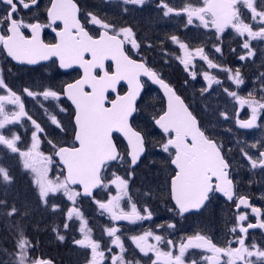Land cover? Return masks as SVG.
<instances>
[{
  "label": "snow or ice",
  "instance_id": "6c2138e0",
  "mask_svg": "<svg viewBox=\"0 0 264 264\" xmlns=\"http://www.w3.org/2000/svg\"><path fill=\"white\" fill-rule=\"evenodd\" d=\"M104 3L118 4L119 14L125 16L143 10L148 0H104ZM0 5H3L0 10V52L5 56L4 64L9 63L8 58L16 64L27 65L52 60L59 69L74 66L82 69V75L72 82L59 87L42 82L37 86L41 91L23 87L18 94L7 82L6 73H11L12 68L0 65V93H3L0 94V146L7 153L18 156L22 168L31 174V196L34 197L32 200L28 192L20 191L11 195L7 191L0 194V222L15 238L14 251L8 253L10 261L4 264H53L51 259L29 255L35 252L36 246L25 234L24 221L37 209L63 213L62 227L52 228L59 242L66 240L62 232L71 229L70 222L74 219L80 221V238H73L72 244L78 249L89 250L85 264H141V259H136L135 250L131 253L132 259H126L128 249L121 238V228L116 226L119 221L136 224L153 219V211L148 205L138 207L129 195L130 182L135 179L136 169L152 144L148 134L136 125L144 103L141 76L159 85L164 93V106L150 120L162 130L163 138L157 143L160 151L168 156L165 166L170 171L158 185L167 192L166 200L171 204L168 211L173 218H185L202 212L214 198H224L232 205L233 214L226 221V228L228 223L232 224L227 233L233 238L227 240L225 246H218L213 239L198 231L182 238L177 245L174 240L149 229L128 239L151 264H264V241L258 243L254 237H249L250 230H264V207L256 206L250 194L239 191V181L234 176V149L226 147L211 126L215 119L217 123L232 122L239 129H264V123L259 122L264 121V87L259 89V95L254 89L246 97L241 96L238 91L223 87L225 81L210 71H198L195 64L199 58L208 69L224 73L226 80L239 89L244 84L240 68L215 63L206 48L211 45L210 51L223 57V34L230 28L239 38L238 47L230 48V52H239L237 59L241 62L253 63L259 54L264 65V49L253 47V41H264V0H195L181 8L172 6L169 0H158L156 4L162 12V19L181 17L186 30L213 31L214 43L207 38L201 40L198 35L186 40L177 35L165 39L178 45L182 55L176 59L191 80L203 77L205 85L199 90L201 100L210 101L216 91L214 85L220 86L223 93L235 102L234 118L227 109L221 111L219 105L210 107L209 103H204L203 114L194 111L176 88L158 71L148 67L147 57L140 52L156 45L147 36L138 39L134 25L118 27L119 20L110 19L100 11L84 10L82 13L77 0H48L44 10L46 23L40 20L43 13L39 12V0H0ZM33 9L37 11L32 12ZM25 11L32 14L22 15ZM89 26L97 27L98 32L95 35L90 33ZM44 29L55 33L53 42L42 39ZM197 42L200 46H196ZM107 61L112 62L111 67H106ZM258 79L264 85V72ZM122 82L126 84L123 91ZM184 84L187 86L188 80ZM23 96H42L46 101H57L54 114L45 108V115L50 124L65 135L70 125L71 141L49 139L45 130L49 123L44 122L42 126L33 119L25 110ZM62 99L69 102L68 107L59 103ZM9 105L13 110L9 111ZM245 107L250 110V115L242 120L239 118L240 109ZM61 114L68 116L67 123L58 119ZM25 120L31 125V142L22 150L18 146L24 143L21 134L11 129L22 126ZM115 134H120L126 141L123 151ZM45 143L50 153L41 149ZM235 152L250 170L264 172V132L252 143L235 141ZM114 163L122 167L124 175L117 171H112L110 177L105 175ZM54 166H58L59 171L52 176L50 171ZM14 183L10 166L0 156V185L8 189ZM97 189L108 190L105 200L96 199L94 192ZM111 189L115 190L114 194ZM151 195L149 187L144 196L150 199ZM58 197L70 203L66 212L60 203L53 202ZM81 198L90 199L100 214L109 218L111 226L103 227L99 239L93 238L92 228L87 226L88 221L79 203ZM259 200L264 201V193ZM125 201L127 210L122 206ZM250 217H254L255 222ZM176 227L174 222L156 225L161 230H175ZM104 235L110 243H102ZM190 249H202L210 254L189 260L186 254Z\"/></svg>",
  "mask_w": 264,
  "mask_h": 264
},
{
  "label": "flooded vegetation",
  "instance_id": "af4514ba",
  "mask_svg": "<svg viewBox=\"0 0 264 264\" xmlns=\"http://www.w3.org/2000/svg\"><path fill=\"white\" fill-rule=\"evenodd\" d=\"M172 1V0H169ZM177 6L182 5L180 3H183L181 0H175ZM150 5H153L154 3H158V0H148ZM195 2V0H193ZM40 8L39 12L43 13V15L40 16V20L42 23H46V12L44 11L46 7L48 6V0H39ZM77 3L82 9V13L84 10L87 11H100L102 15H107L110 19L119 20L121 23V18H126L125 23L127 25H131V15H125L121 16L119 14V10L116 7L111 6V4H105L104 0H77ZM2 6L3 9V5ZM36 9H33L32 12H36ZM24 16H30L31 12H22L21 13ZM60 23V22H57ZM62 26V25H61ZM119 26V24H118ZM88 30L92 34H96L98 32L97 27L89 26ZM42 39L45 40V42H53L55 39V33L51 29H44L41 33ZM228 42H224L223 48H226ZM227 52V50H225ZM228 54V52H227ZM5 56L2 52H0V65H4L5 68L11 67L12 72L6 73L7 76V82L10 87L13 88L14 91H17L18 94H20V90L23 87H30L33 91H41L42 89L37 87L42 82L45 85L52 84L59 87L65 82H72L75 79H78L80 75H82L81 71L73 67L72 69L62 70L59 69L57 64L53 63L52 60H49L41 65H35V66H27L24 64H16L14 61H11L10 58H8L9 63L4 64ZM224 67H227L228 65L232 68V61H228L227 59L225 61H222ZM231 63V64H229ZM256 64H253V62L247 61L243 62L241 64H236L233 66V68L239 67L241 70V73L244 78V83H249V89L253 88L252 90H256L255 94L259 95V89L261 87H264V85L261 84L258 77L260 73L264 72V65L262 63L256 62ZM150 64V63H149ZM112 62L107 61L106 67H111ZM221 72H218L217 75H220ZM254 74H258L257 78H253ZM35 78V76H37ZM256 77V76H255ZM220 79V78H218ZM221 80V79H220ZM253 84V86H252ZM225 86L233 88L232 82L227 81L224 83ZM244 85V84H243ZM241 85V86H243ZM251 85V86H250ZM151 87L150 85L146 84L145 91L143 92V97L145 95V92L148 90V88ZM152 88V87H151ZM177 93L185 100L186 103H190L192 105V108L194 111H198L194 104L192 103L191 99H189L180 89V87H176ZM123 90H126V86L124 85ZM155 90V89H154ZM3 94V93H0ZM158 99L160 102L161 108L164 106V100L162 99L161 95H158ZM112 98V97H110ZM25 110L29 112L30 115L33 116V119H37L38 122H40L38 116L35 114L38 112L36 108H34V111L32 110V100H42V96H38L36 98L23 96L22 97ZM67 107L69 102L66 100H61ZM233 101L226 104L225 109L229 111V113L232 111L231 106H233ZM235 111V110H234ZM249 109L247 107L240 109V119H247L249 114ZM141 116L137 118L136 125L143 129L142 126L139 125V120ZM234 118V116H233ZM26 122V120L24 121ZM260 123H264V121H259ZM42 126L43 122L41 121ZM26 127L25 133L23 132L22 128L20 126H17L16 132L21 134V139L24 142L26 135L28 137L29 134V124H24ZM20 128V130H19ZM69 128L71 129V126L69 125ZM149 128H151L152 133L155 135V140L152 141V144L149 145V150L145 158H143V162L140 164V167L136 169V177L133 181L130 182V188H129V195L132 196L133 201L137 202L138 207L142 204H147L148 207L153 211V219L151 221H143L138 222L136 224H129L126 221H119L116 222V226L120 227L122 230V236L121 238L124 239L127 232H131L132 235H139L143 231L152 229L156 232V234L164 235L166 238L174 240L177 245H179L182 238L193 235L195 232H201L204 235L209 236L215 243L218 244V246H225L227 240H231L233 237L227 233V228H230L232 226L231 223L227 224L226 228V221H228L229 217L232 216V205L230 202H226L224 198H214L213 201L208 205L207 208H205L202 212L199 214H193V215H186L185 218L175 217L173 218L172 213L168 211V207L171 206L170 202L166 200L167 192L162 191L158 185L163 183L164 177L168 174L170 171L169 168L165 166V162L168 159L167 154L162 153L159 149L158 141H160L163 138V133L159 131L154 124H150ZM233 128L240 130V131H250L252 129H239L234 123L230 122V125L226 127V129H220L215 128V135L216 137L221 140L226 147L233 148L234 151L232 153L234 160V168L236 171L234 172L235 178L239 181V191L243 193L250 194L253 203L256 204L258 207H264V201L259 200V197L262 193H264V172H261L259 169L256 170H250L246 162L239 159L240 157L235 152V141L232 140L234 135H237V132ZM69 129V130H70ZM228 129H231V131H228ZM233 129V130H232ZM46 132L48 133V138L50 137L53 140H59V141H71L72 132L68 130L67 136L69 140H63V133H60V131L55 132L52 128L46 127ZM258 130V138L255 136H249V139H259L262 135V132H264V129H257ZM254 135V133H252ZM117 136V135H116ZM149 137V135H148ZM119 143L121 145V151L124 150V147L126 146V143L117 136ZM43 139V137H42ZM244 141V140H241ZM248 142L250 140H247ZM23 144V143H22ZM20 144V145H22ZM46 144V143H45ZM42 144V147L45 145ZM19 146V145H18ZM239 167V168H238ZM55 168V166L53 167ZM59 169V167H58ZM112 171H117L118 174L124 175V171L122 167L118 163H114L113 166L105 172V175L110 177ZM238 173V174H237ZM145 177H148V180L145 181ZM249 181H252L251 184H249ZM149 187H151L152 195L151 198H146L144 196V192L149 190ZM79 190V189H78ZM113 194L115 192L114 189H111ZM107 191L106 189H97L95 190L94 194L96 199L99 200H105L107 198ZM80 207L81 211L86 215V219L88 221V227L92 228V234L93 238L99 239L102 235V229L103 227L111 226L109 222V218L107 215H101L100 210H97L96 205L87 198H81L80 200ZM125 207V210H127V202L125 201L122 205ZM252 222H255L254 217H250ZM166 222H174L176 223L177 227L175 230H161L157 229L156 225L165 224ZM76 223V221H75ZM55 225V223H53ZM249 237H254L255 240L260 243L261 241H264V230L256 229V230H250ZM71 240L69 236L66 237V240L64 243L67 242V240ZM151 243H155V241H150ZM251 242V241H249ZM102 243H110L109 238L104 235ZM125 247L128 249V254L126 255V259H132V251L135 250L137 253L136 259H141V264H151L150 260L147 257H143V254L139 253L138 249H135V245L132 244V242L125 243ZM236 245L233 244V247ZM161 247H164L161 245ZM76 252L80 254L79 258H75L73 253H67L66 255L64 253L61 254V251H57V253L52 252L50 255L51 259L53 261V264H80L81 261L86 260V257L89 255V250L86 249H78L74 246L72 247ZM167 250V249H165ZM115 251H119L118 249H115ZM210 253H205L202 249H190L189 252L186 254L188 256V259L196 258L199 259L203 255H208ZM151 256L152 254L149 253ZM38 256H41L40 254ZM143 257V258H142ZM82 264H85L82 263Z\"/></svg>",
  "mask_w": 264,
  "mask_h": 264
},
{
  "label": "rangeland",
  "instance_id": "374dc122",
  "mask_svg": "<svg viewBox=\"0 0 264 264\" xmlns=\"http://www.w3.org/2000/svg\"><path fill=\"white\" fill-rule=\"evenodd\" d=\"M181 1L183 2V3H180L182 5H178V6H177L175 0H172L169 2L172 6H174L176 8H181L186 3L193 2V0H181ZM156 4H157V2L154 3L153 5H150V3L148 2L144 6L143 10H137L134 12L133 15H131V21H130L131 25L135 26V30L139 34L138 39L141 36H147L149 38V41L151 43H153L154 45H156L155 48L151 49L152 51L154 50L156 53L155 52L148 53V54H150V56L152 55V59L150 60V64H153V65L158 64L156 66L159 70L164 69L166 71V72H164V75H166L167 78H169L171 81H173L172 83H176V85L180 87L182 92L189 99H191L195 108L199 112H201L202 114H203L204 103H209L210 107L214 106V105H219L221 111L225 110L226 104L230 103V105H231V102H232L231 97H228L226 94H224L222 91V88L220 86L214 85V87L216 88V91L213 93L212 99L210 101H202L201 98L199 97V90L205 85L203 77L199 76L197 78V80H195V81L191 80L190 76L184 71L183 65L176 59L177 56L182 55V53L179 50L178 45H174V44H172V42L170 40L165 39L167 36L177 35V36H180L182 39L186 40L187 38H190L193 35H198L201 37V40L207 38V39H210L214 43L215 37H214L213 31L202 30V29L198 30V31L197 30H186L184 28V19L181 17L173 16L171 18L162 19L161 18L162 12H160V10L157 9ZM111 6L116 7L118 10L120 7L118 4H111ZM0 10H2V6H0ZM126 21H127L126 18L122 17L121 23L119 24V26H124L125 23H128ZM151 35H152V38H151ZM225 40H226V42H228V44H227L226 48H223V50H224L223 57H220L218 54H215L214 52L210 51L211 45H209V47L206 48V51L209 53V58L213 59V61L215 63H219L222 66H224L222 61H225L226 59L229 61L230 58H231L230 61L234 62V63H232L234 65L243 63L237 59L239 52L237 54H232L229 50L230 48H237L238 47L239 38L236 36L235 32L232 29L229 28V29L225 30V33L223 34V41L225 42ZM161 41H163L162 46H161ZM196 46H200L199 42L196 43ZM253 47L257 48V49H264V41H253ZM146 49L147 48L143 49L142 56H146L147 58H149V56H147V54H146V51H147ZM225 50H227L228 54H227V52H225ZM230 54L232 57H229ZM254 59L256 62L260 61L262 63V58L259 54ZM244 62H247V61H244ZM195 64H196V68L198 71H210V73L212 75L216 76L217 78H220L222 81H225L224 83L227 82L224 73L217 75V73L219 72L218 69H208L206 63L199 60V58L196 59ZM229 64H231V63H229ZM253 64H256V63L254 62ZM234 65H232V68ZM6 68H7V66H6ZM233 69H235V68H233ZM257 75L258 74H254L253 78L254 79L257 78ZM37 77H38V75L35 76V78H37ZM185 80H188L187 86H185V84H184ZM232 85H233V88H231L230 90L238 91L239 95H241V96L246 97L250 91H253L252 90L253 88L249 89V83L248 82H245L244 85L240 86L239 89H237L234 84H232ZM252 86H253V84H252ZM223 87H227V86H225L223 84ZM157 94L159 95V93L156 92V90H154L151 87H149L148 90L145 92L144 103L141 105L142 114H141V118L138 122L139 125L142 126L143 130L149 135V139L151 141L155 140V138H154L155 135L152 133V131H151L152 129L149 128V126L151 124L150 117L161 109ZM32 103H33L32 110L34 111V108H36L38 110V112H36L35 114L38 116L40 122L41 121L43 123L48 122L49 126L47 128L50 127L55 132L59 131L55 128L54 125L50 124V121H48V117L45 115V112H44V109L47 108V109H49V112L54 114V112H55L54 106L58 102L53 101L51 99L47 100V101L42 99V100H37V101L32 100ZM59 103H61L63 107H67L62 101H60ZM234 103L235 102L233 101V104ZM41 105H43V107H41ZM233 106H231L232 111L229 113L230 116H233V114H234L235 109ZM235 107L238 108L239 106L236 105ZM11 110H13L12 106L9 105V111H11ZM249 114H250V111H249ZM58 119H61L63 122L67 123L69 118L66 114H61L60 116H58ZM25 123L29 124V129H28L29 134H28V137L26 135L24 143L22 145H19V147H21L22 150L24 149L26 144L31 142V131H30L31 125H30V122L26 121V122H23L22 126L21 125H17V126H20L22 128L23 132L25 133V130H26V127L24 125ZM205 123L206 124L208 123L207 117L205 118ZM229 125H230V122L217 123L215 119H213L211 121V126L214 129L220 127V129L223 130V129H226V127ZM17 126H15V127H17ZM15 127H12V129H11L13 132H16V130L13 129ZM69 129L70 128L68 127V130ZM233 129L235 131L241 132V133H237V135H234L232 140H250L249 143H252V142H255V140L249 139L248 138L249 136H254V137L256 136L258 138V130L257 129H252L250 131H248V130L240 131V130H237L235 128H233ZM19 130H20V128H19ZM69 131L71 132V129ZM252 133H254V135H252ZM5 134H7V133H5ZM50 139H52V138L50 137ZM59 140H62V139H59ZM63 140H69L67 134L65 135L63 133ZM41 149L43 151H45L46 153H50V148L47 144H45L43 147L41 145ZM0 156L3 157L4 162L8 166H10L12 164V168L10 169L11 175L14 178L16 177V172L24 175L26 180L23 182V185H25V183H26L27 186L31 187V185H30L31 174L27 173L22 168L19 157L14 155V154L7 153V151L4 149L3 146H0ZM9 156H12L11 158H13L14 161H12L11 159H6V158H9ZM9 162H11V163H9ZM58 171H59L58 166H55V168L51 169L50 175L55 176L56 174H58ZM8 190H9V188L5 189L2 185H0V194H2L4 191L8 192ZM22 191H26V190L24 189ZM29 194H30L29 198L34 200V197L31 196V189L29 190ZM62 200L64 201L63 203H61ZM53 202L60 203L61 208L64 209V212L67 211V207L71 206L70 203L67 202L63 197H58ZM33 207H36V205L34 203H33ZM36 212L38 213L40 220L35 218V214H34V212H32L30 218L27 220V224L29 227L26 226V224L24 223L25 234L28 236V238L30 240L33 241V244L36 246L35 252H30L29 255L36 257L40 254L44 258H51L50 255L52 254V252L57 253V251H61V254L64 253L65 255H66V252L67 253L72 252L75 258H79L80 254L72 248L74 246L72 244V239L73 238H76V239L80 238V232H79V228L81 226L80 221L74 219V222H70L71 229L67 232H62V234H64L66 237L69 236V238H71V240L68 239L66 243L59 242L55 238V234L53 233L52 228L57 226V225H60L62 227V222L64 220L63 213L57 212V213L53 214L50 210L45 211L43 209H37ZM84 217L86 219V215H84ZM75 221H76V223H75ZM53 223H55V225H53ZM3 226H4V223L0 222V234L3 231ZM29 231H31V234H34L36 237L31 236ZM2 234L4 235V238L6 239V241H8L6 236H9L11 234L13 235V233L10 230L5 232V233H2ZM130 236H131V232H127L125 238L123 239L125 243H129V244L131 243V240L128 239V237H130ZM35 238L37 240H35ZM40 241L43 243H41ZM8 242L10 243V246L8 248V249H10V251L8 249H6L7 251H4V247L0 246V264H4V262L10 261V257L8 255V253H11L14 251L13 245L15 242V238H14V240L9 239ZM74 247L76 248V246H74ZM84 262H85V260L81 261L80 264H82Z\"/></svg>",
  "mask_w": 264,
  "mask_h": 264
},
{
  "label": "trees",
  "instance_id": "16d2710c",
  "mask_svg": "<svg viewBox=\"0 0 264 264\" xmlns=\"http://www.w3.org/2000/svg\"><path fill=\"white\" fill-rule=\"evenodd\" d=\"M151 38H152V35H151ZM154 40V39H153ZM147 51H146V54H147V56H149V58H147V62H150V60L152 59V55L150 56V54H148V53H150V52H155L154 50L152 51L151 49H146ZM156 53V52H155ZM134 55V54H133ZM140 55H142V51L140 52ZM229 57H232L231 56V54L229 55ZM138 58V57H137ZM228 58V57H227ZM224 60V59H223ZM231 60V58L229 59V61ZM156 65H158V64H156ZM156 65H153V68L155 69L156 68V70H158V72L160 73V76L161 77H163L165 80H167L174 88H176V87H178L177 85H176V83H172L173 81H171L169 78H167V76L166 75H164V72H166L164 69H158L157 68V66ZM228 67H230L231 68V66L230 65H228ZM175 71V70H174ZM177 89V88H176ZM15 129V128H14ZM12 156H9V158H6V159H11L12 161H14V159L13 158H11ZM9 163H11V162H9ZM8 163V164H9ZM12 168V164L10 165V169ZM26 179H25V177H24V175H22V174H19L18 172H16V177H15V183H14V185L11 187V188H9V190H8V193L11 195V194H14L15 192H17V191H22V190H26V191H22V192H28L29 193V190L31 189V187L30 186H27L26 185V183H25V185H23V182L25 181ZM28 189V190H27ZM34 214H35V218H37L38 220H40V217H39V215H38V213L36 212V211H34ZM1 223H3V222H1ZM24 223L26 224V226H28V224H27V220L26 221H24ZM29 227V226H28ZM7 231H9V229L5 226V224H4V226H3V231L1 232V234H0V246H2V247H4V250L5 249H8L9 248V246H10V243L8 242L9 241V239L10 240H14V235H9V236H6L7 237V240L8 241H6V239L4 238V235L2 234V233H5V232H7ZM29 233L31 234V231H29ZM31 236H33V237H36L34 234H31ZM9 237V238H8ZM35 240H37L36 238H35ZM33 242V241H32ZM41 242V241H40ZM41 243H43V242H41ZM9 251H10V249H8Z\"/></svg>",
  "mask_w": 264,
  "mask_h": 264
},
{
  "label": "water",
  "instance_id": "95a60500",
  "mask_svg": "<svg viewBox=\"0 0 264 264\" xmlns=\"http://www.w3.org/2000/svg\"><path fill=\"white\" fill-rule=\"evenodd\" d=\"M58 22H59V21H58ZM53 59H55V58H53ZM45 62H47V61H43V62H41V63H45ZM15 63H16V62H15ZM24 65H27V64H24ZM37 65H38V64H37ZM27 66H35V65H27ZM74 67L78 68L77 66H74ZM78 69H79V68H78ZM62 70H64V69H62ZM79 70H80L81 73H82V69H79ZM141 80H142V81L145 80V81H147L148 83H150L153 87H155V88L160 92V94H161V96H162V98H163V100H164L163 89H161L159 85L152 83V82L149 80V78H148V77H145V76H141ZM122 84H124V85L126 86V84H125L124 82H122ZM164 103H165V100H164ZM155 127H156L159 131L162 132V130H160L157 126H155ZM115 135L119 136V137L123 140V138L120 136V134H115ZM123 141H124V140H123ZM124 142L126 143V141H124Z\"/></svg>",
  "mask_w": 264,
  "mask_h": 264
}]
</instances>
